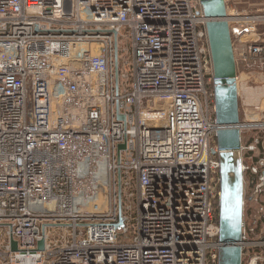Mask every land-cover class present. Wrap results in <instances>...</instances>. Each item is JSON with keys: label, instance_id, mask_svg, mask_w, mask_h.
Wrapping results in <instances>:
<instances>
[{"label": "built area", "instance_id": "built-area-1", "mask_svg": "<svg viewBox=\"0 0 264 264\" xmlns=\"http://www.w3.org/2000/svg\"><path fill=\"white\" fill-rule=\"evenodd\" d=\"M206 21L199 0H0V264H218ZM226 22L237 86L264 74V19ZM235 127L241 264H264V110Z\"/></svg>", "mask_w": 264, "mask_h": 264}, {"label": "water", "instance_id": "water-1", "mask_svg": "<svg viewBox=\"0 0 264 264\" xmlns=\"http://www.w3.org/2000/svg\"><path fill=\"white\" fill-rule=\"evenodd\" d=\"M205 17L206 36L213 71L216 157L219 163L218 264H241V225L243 217V180L241 171L239 103L232 40L226 22L224 0H199ZM120 146L119 149H123ZM215 154V153H213ZM118 226H121L119 224ZM16 250L12 243V251ZM43 250V241L38 243Z\"/></svg>", "mask_w": 264, "mask_h": 264}, {"label": "rangeland", "instance_id": "rangeland-1", "mask_svg": "<svg viewBox=\"0 0 264 264\" xmlns=\"http://www.w3.org/2000/svg\"><path fill=\"white\" fill-rule=\"evenodd\" d=\"M227 15H256L264 19L262 4L264 0H224ZM260 39L264 40V26L257 29ZM256 38L258 35L255 36ZM253 38V37H251ZM249 39V38H248ZM237 90L239 97V115L243 116V111L248 110L252 115L255 110H264V74L237 70Z\"/></svg>", "mask_w": 264, "mask_h": 264}]
</instances>
